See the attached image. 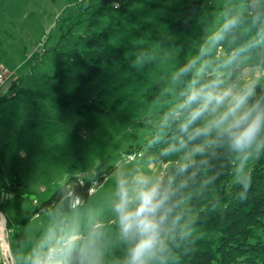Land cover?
Returning <instances> with one entry per match:
<instances>
[{"label": "rangeland", "instance_id": "rangeland-1", "mask_svg": "<svg viewBox=\"0 0 264 264\" xmlns=\"http://www.w3.org/2000/svg\"><path fill=\"white\" fill-rule=\"evenodd\" d=\"M245 1L0 0V70L10 71L0 86V264H35L50 249L60 258L81 250L88 264H127L118 182L166 178L174 163L145 160L147 144L178 114V92L203 72L204 54L223 55L216 37L227 9ZM101 44L113 55L96 62L90 51ZM256 85H264L263 66L245 68L229 89L254 93ZM227 106H213L203 125ZM209 134L178 162L193 161ZM262 156L258 140L238 152L230 186ZM70 175L93 181L88 201L62 199L66 211L33 213ZM181 211L183 224L194 216L187 203ZM258 234L264 241V227Z\"/></svg>", "mask_w": 264, "mask_h": 264}, {"label": "trees", "instance_id": "trees-1", "mask_svg": "<svg viewBox=\"0 0 264 264\" xmlns=\"http://www.w3.org/2000/svg\"><path fill=\"white\" fill-rule=\"evenodd\" d=\"M125 0H102L105 5ZM227 20L221 27L218 45L223 55L205 53L203 72L192 78V86L178 92L181 108L163 134L147 144L144 159L170 161L173 167L159 183L167 199L158 214L162 217L159 244L151 258L156 264H264V241L258 230L264 227V156L249 176L230 186L238 151L231 146L223 131H212L206 146L195 153L193 161L179 163L180 156L200 145L205 135L190 138L194 130L204 127L199 119L183 128L191 111L203 101L186 105L194 91L218 92L229 89L239 80L243 70L252 66L264 67V0H246L242 8H229ZM92 48L96 62L110 60L107 44ZM204 56L202 57L204 59ZM246 107L259 104L264 108V85H256ZM264 150V128L258 136ZM261 156V155H260ZM243 181V183L241 182ZM65 185L37 206L33 213L45 209L66 211L62 199L79 198L88 201L93 181L70 175ZM248 187L245 190L244 184ZM67 185V186H66ZM187 203L193 218L183 224L181 206ZM258 229V230H257ZM193 231V232H191ZM64 264H88L81 250L62 256Z\"/></svg>", "mask_w": 264, "mask_h": 264}, {"label": "clouds", "instance_id": "clouds-1", "mask_svg": "<svg viewBox=\"0 0 264 264\" xmlns=\"http://www.w3.org/2000/svg\"><path fill=\"white\" fill-rule=\"evenodd\" d=\"M216 39L219 40L220 37ZM190 71L188 67L181 70L182 74ZM252 94V88H246L239 93H233L231 89L206 94L202 90L192 92L187 98V106L201 100L203 102L191 111L190 119L183 131L187 132L188 126L208 111L210 105L216 110L227 102L226 111L209 125L195 129L190 138L206 136L213 128L219 129L228 135L234 150L243 152L257 143L258 136L264 128V108L258 103L246 107ZM247 187L248 184L245 183V190ZM166 199L167 196L162 193L160 185L146 177H137L131 183L127 179L118 182L114 212L118 218L122 237L131 242L127 264H148L149 259L155 254L162 220V217L158 218V214L163 209ZM60 256L61 253L56 249H50L48 258L37 259L35 264H64ZM81 264L84 262L82 261Z\"/></svg>", "mask_w": 264, "mask_h": 264}, {"label": "built area", "instance_id": "built-area-1", "mask_svg": "<svg viewBox=\"0 0 264 264\" xmlns=\"http://www.w3.org/2000/svg\"><path fill=\"white\" fill-rule=\"evenodd\" d=\"M9 75H10V71L7 68H1V70H0V86L6 81V79H7V77ZM6 229H4L2 231L1 223H0V235L1 234H4V232H5ZM7 264H10L9 261H7Z\"/></svg>", "mask_w": 264, "mask_h": 264}, {"label": "bare ground", "instance_id": "bare-ground-1", "mask_svg": "<svg viewBox=\"0 0 264 264\" xmlns=\"http://www.w3.org/2000/svg\"><path fill=\"white\" fill-rule=\"evenodd\" d=\"M0 223H1V228L4 227L5 223H4V221H3L2 216H0ZM7 261H8V260H7Z\"/></svg>", "mask_w": 264, "mask_h": 264}]
</instances>
